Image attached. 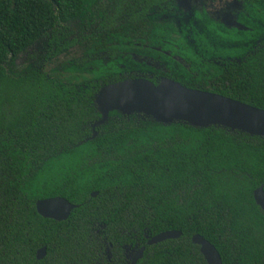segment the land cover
<instances>
[{
  "label": "trees",
  "instance_id": "obj_1",
  "mask_svg": "<svg viewBox=\"0 0 264 264\" xmlns=\"http://www.w3.org/2000/svg\"><path fill=\"white\" fill-rule=\"evenodd\" d=\"M171 1L0 0V264H127L141 247L137 264H206L194 235L222 264H264L252 197L264 137L117 112L93 127L98 91L134 78L132 56L159 54L142 47L185 53L183 34L150 17ZM188 71L204 80L191 89L264 110V48L238 67ZM55 197L76 206L64 221L36 212ZM169 231L181 235L146 245Z\"/></svg>",
  "mask_w": 264,
  "mask_h": 264
},
{
  "label": "flooded vegetation",
  "instance_id": "obj_2",
  "mask_svg": "<svg viewBox=\"0 0 264 264\" xmlns=\"http://www.w3.org/2000/svg\"><path fill=\"white\" fill-rule=\"evenodd\" d=\"M169 6L170 8L164 9V13L160 7L153 8L157 13L151 14L150 17L154 21L159 20V23L167 19L176 30L175 37L184 35L182 37L187 46L185 53L176 46L173 51L144 46L142 52L159 54L154 58L132 56L139 64L131 65L132 69L126 77L143 78L155 85L163 79H168L191 89L189 86L197 87L204 80L197 82L195 75L188 71L189 64L199 62L207 72L210 70L214 73L215 69L226 66L238 67L244 57L264 48V0H172ZM138 67H142V71ZM207 81L208 85L213 83ZM259 188L264 192L263 186L253 191L254 203V192ZM261 211L264 213L262 209ZM141 248L125 251L127 264H130ZM142 257L143 254L135 264Z\"/></svg>",
  "mask_w": 264,
  "mask_h": 264
},
{
  "label": "water",
  "instance_id": "obj_3",
  "mask_svg": "<svg viewBox=\"0 0 264 264\" xmlns=\"http://www.w3.org/2000/svg\"><path fill=\"white\" fill-rule=\"evenodd\" d=\"M95 103L101 119L93 127L105 123L111 112H117L124 116L144 115L161 124L183 122L196 128L215 126L264 137V110L218 94L188 89L168 79H163L156 85L143 78L124 79L108 84L98 91ZM95 135L96 133L93 137ZM254 200L264 211L262 188L254 192ZM75 208L76 206L60 197L35 203L38 215L58 222L66 220ZM180 235L177 231L160 233L147 243L154 245L176 239ZM191 242L199 247L206 264H222L218 251L201 236H192ZM143 250L141 248L130 264H135L140 259ZM45 252V248L38 250L37 259H42Z\"/></svg>",
  "mask_w": 264,
  "mask_h": 264
},
{
  "label": "rangeland",
  "instance_id": "obj_4",
  "mask_svg": "<svg viewBox=\"0 0 264 264\" xmlns=\"http://www.w3.org/2000/svg\"><path fill=\"white\" fill-rule=\"evenodd\" d=\"M40 47H41L40 44H39V45H36L32 50H30V51L28 52V54H30V53H32V52H35V53L39 52ZM28 54H27V55H28ZM27 55H24V56L20 57V58L17 60L16 65H17V66H21L22 64H24V62L26 61V56H27Z\"/></svg>",
  "mask_w": 264,
  "mask_h": 264
}]
</instances>
